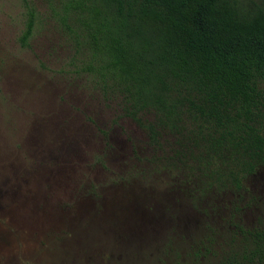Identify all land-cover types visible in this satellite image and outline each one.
<instances>
[{"label": "rangeland", "instance_id": "374dc122", "mask_svg": "<svg viewBox=\"0 0 264 264\" xmlns=\"http://www.w3.org/2000/svg\"><path fill=\"white\" fill-rule=\"evenodd\" d=\"M65 1L0 0V264H165L202 222L144 130L72 72ZM242 183L240 220L264 221V163Z\"/></svg>", "mask_w": 264, "mask_h": 264}, {"label": "trees", "instance_id": "16d2710c", "mask_svg": "<svg viewBox=\"0 0 264 264\" xmlns=\"http://www.w3.org/2000/svg\"><path fill=\"white\" fill-rule=\"evenodd\" d=\"M61 22L72 72L144 130L202 222L163 243L165 264H264V221L239 216L242 182L264 163V3L66 0Z\"/></svg>", "mask_w": 264, "mask_h": 264}]
</instances>
